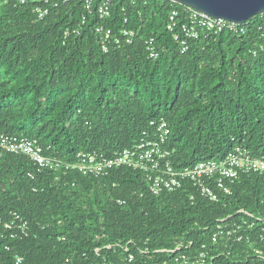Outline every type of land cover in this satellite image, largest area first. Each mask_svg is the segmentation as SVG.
<instances>
[{"label": "trees", "instance_id": "16d2710c", "mask_svg": "<svg viewBox=\"0 0 264 264\" xmlns=\"http://www.w3.org/2000/svg\"><path fill=\"white\" fill-rule=\"evenodd\" d=\"M38 8L49 10L42 21ZM176 8L168 0L137 7L115 0L112 17L102 21L86 14L81 0L58 8L0 0V139H35L45 156L69 162L83 152L112 158L164 120L170 135L162 150L177 170L237 148L263 158L264 18L245 35L192 41L183 53L166 26ZM126 18L137 32L134 44L103 52L95 26L121 27ZM68 30L79 34L66 37ZM152 40L156 60L147 51ZM240 211L254 216V230H243L252 240L215 243L219 221L240 223ZM13 212L31 235L0 239V264L16 257L23 264H126L130 255L132 264H181L185 254L196 264L202 253H209L207 264H264L254 254L264 251V174L242 176L231 196L214 203L189 182L153 195L141 171L60 177L0 150L3 223ZM181 245L182 252H162Z\"/></svg>", "mask_w": 264, "mask_h": 264}, {"label": "built area", "instance_id": "2783aa9c", "mask_svg": "<svg viewBox=\"0 0 264 264\" xmlns=\"http://www.w3.org/2000/svg\"><path fill=\"white\" fill-rule=\"evenodd\" d=\"M36 0H15V7H22ZM74 0H38V3L45 6L53 5L58 8L61 5H69ZM131 6L137 7L147 3L149 0H125ZM115 0H81L87 15H97L102 21L112 17V11ZM179 5L170 12L166 22L167 30L174 36L175 41L183 48V53L188 50V43L201 39L208 40L211 36H219L225 32L234 34H246V27L257 17L264 18V14L255 17L246 24L231 23L210 17L191 7ZM38 18L44 20L49 10L47 8H38ZM86 16L83 18V25L86 23ZM121 27H106L102 25L95 26V33L103 52L109 53L112 49L131 46L137 37V32L130 29L129 19H125ZM71 34H79L76 30H68L66 37ZM153 40L146 43L147 51L150 57L156 60L159 54L153 45ZM264 47L261 46V50ZM256 55V53H255ZM154 129L150 134L144 135L142 140L133 148L126 149L115 154L112 158H104L96 152L79 153L72 161L60 160L57 157H48L44 155V149L35 139L25 137H2L0 139V150L4 153L17 156H27L31 162L39 169L41 173L51 172L56 175L70 176L81 175L84 177L103 178L110 175L114 170L127 168L134 171H141L147 174L149 192L153 195L162 193H173L183 188L186 182L193 184L202 197L211 202L220 203L232 195V186L244 175L264 174V157L254 158L249 151L237 148L225 159L217 161L202 162L193 168L177 170L171 161L172 154L169 151H163L162 146L168 141L170 130L168 124L164 121L152 122ZM75 186V184H74ZM124 205V202H120ZM244 217L238 222L229 223V219L219 221L217 233L214 235V242L219 240L226 243H241L244 240L251 241L252 238L246 237L243 233L244 227L254 230L255 224L251 221L254 216L245 211H240ZM264 224L263 219H258ZM0 239L10 240L11 242L19 239H27L31 235L29 223L18 213H11L8 222L3 223L0 219ZM264 232V228H263ZM182 245L176 250H165L171 254L182 252ZM5 251H10L9 246ZM161 252V251H159ZM148 252L145 253L147 255ZM255 258L258 260L264 257V251L254 249ZM259 256V257H258ZM261 256V257H260ZM209 253H202L196 260V264H207ZM135 258L130 255L125 261L126 264H132ZM181 264H189V256L182 255ZM69 262V260H68ZM15 264H23L24 259L15 258Z\"/></svg>", "mask_w": 264, "mask_h": 264}, {"label": "water", "instance_id": "95a60500", "mask_svg": "<svg viewBox=\"0 0 264 264\" xmlns=\"http://www.w3.org/2000/svg\"><path fill=\"white\" fill-rule=\"evenodd\" d=\"M191 7L210 17L246 24L264 14V0H168Z\"/></svg>", "mask_w": 264, "mask_h": 264}]
</instances>
